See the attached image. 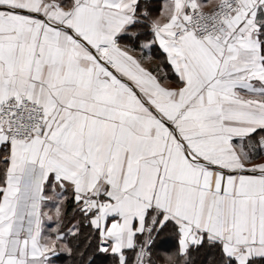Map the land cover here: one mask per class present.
<instances>
[{"label": "snow or ice", "instance_id": "obj_1", "mask_svg": "<svg viewBox=\"0 0 264 264\" xmlns=\"http://www.w3.org/2000/svg\"><path fill=\"white\" fill-rule=\"evenodd\" d=\"M0 264H264V0H0Z\"/></svg>", "mask_w": 264, "mask_h": 264}]
</instances>
